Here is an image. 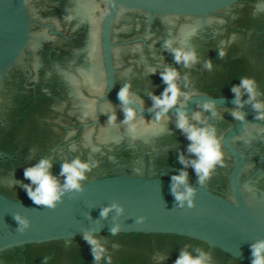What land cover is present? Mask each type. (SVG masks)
Here are the masks:
<instances>
[{
    "label": "water",
    "instance_id": "1",
    "mask_svg": "<svg viewBox=\"0 0 264 264\" xmlns=\"http://www.w3.org/2000/svg\"><path fill=\"white\" fill-rule=\"evenodd\" d=\"M237 1L0 0V145L7 144L9 149L18 155L13 162L0 164V187L14 195L24 190L18 184L13 185V173L15 180L30 183L24 178V168L35 164L41 156H48L49 152L55 159L52 171L57 175L60 172V163L64 159L79 156L82 159L99 162L98 166L89 173V179L84 182L85 190L82 193L66 195L63 202L55 209L35 205L27 195L16 198L5 191H0V264H14L7 249L28 243L68 239L82 235L88 230H94L95 234L111 233L110 229L116 223L122 225L121 232L123 233H168L203 241L210 247H214L211 251L213 264H237L218 250L240 264H251L250 244L256 239L264 238V175L262 170L264 163L254 169L257 162L250 158L249 153L251 152L248 148H244L248 156L246 159L239 148L232 143V139L245 128L247 123L237 122L231 126L222 139L223 147L231 156L233 163L228 175H214L210 180L222 191L214 192L207 187L189 182L197 189L196 204L193 208L181 209L177 208V202L171 193L170 178L163 175H152L158 173V170L164 172L167 169V165L157 162L156 159L160 155L157 151L166 153L167 147L174 144L171 142L174 138L167 136L170 130L164 133L155 129L143 130L140 138L132 139L126 130V125L121 124L117 129L108 124V116L104 114L114 110L120 121L124 119L122 108L111 103L121 105L114 91L113 51L116 42L111 39L113 25L121 14L125 17L126 14L133 17L136 15L162 16L169 22H172V15L199 19L209 17L211 13ZM83 17L87 19L88 27L79 20ZM36 21H52L62 31L71 34H74L77 29H83L85 33H83L81 42L69 52L47 56L43 45L48 39V30L40 28L45 26ZM34 24L39 25V28ZM50 25L51 34L60 32L55 30L52 24ZM131 26L132 24L129 23L127 27ZM192 26L185 24L177 27L179 38L176 37L177 31H169L168 26L160 35L154 31L153 27L144 24V34H148L150 38L148 43L154 46L153 56L158 57V54H161V57L167 58L170 54L173 57L163 47L164 39L171 34L176 37L178 43H182L186 38L185 33L192 31L189 30ZM217 26L219 28L221 25L214 24L213 29ZM247 26L256 27V22L247 24ZM133 27L136 25L133 24ZM199 29H202L201 26L198 31ZM115 33L113 38L118 40L119 37H116ZM193 43L196 41L192 38L191 44ZM227 43H236L241 47L244 42L241 37L235 39L228 37ZM118 47L116 46L117 49L114 51V61L117 75L123 76L125 74L122 70L126 67L121 69V65L126 60L135 59L136 54L130 52L133 46ZM159 47H161V52ZM29 50L32 53L31 61L35 75L46 77L50 83L57 81V86L63 95L65 88L61 82L63 79L61 75L64 76L70 97V112L75 115V118L71 119L63 112L65 110L60 111L56 108L60 105L66 107L64 96L59 90L58 93H52L54 99L48 102L44 121L24 124L17 121L12 114L7 101L8 88L5 82L10 74L8 69L15 62H21L25 52L30 56ZM76 50L80 53L82 50L84 59L74 52ZM85 54L89 55L88 60ZM101 58L105 73V92L98 101L97 110V106L93 105L97 98L87 97L82 88L93 93L102 91L104 79L100 67ZM140 59L145 58L140 56ZM71 65L74 72L77 68L82 75V85L77 75L70 71L71 69L69 70ZM28 70L31 74L29 67ZM207 99H216L218 106L237 107L233 103L234 97L213 98L207 95H197L188 103V113H193L199 103ZM101 101L111 102H102V107H100L102 110H100ZM134 106L139 108V105ZM150 107L144 106L143 117L145 119L154 118V113L148 111ZM243 109L247 114V121L253 120L251 105H245ZM169 117L166 123L176 124V109L169 113ZM76 118L79 119L76 120ZM146 120L152 121L153 119ZM78 121L81 122V127L68 128L64 131L63 127L75 125ZM207 122L211 123V120ZM41 124H46L44 131L40 127ZM132 144H137V146ZM113 146L114 148L133 146L138 153L132 157H125L124 155H111L102 150L104 147L112 149ZM30 149H35V152L30 153ZM4 156L5 154L0 151V157ZM135 168H139L141 172L138 174L133 170ZM108 173L111 174L105 175ZM113 203L123 205L126 209L125 214L118 215L113 211L107 218L101 217V209ZM17 212L26 216L30 221V226L23 231L18 230V222L14 218ZM138 217L144 218L142 223L135 222ZM106 240L114 245L125 246L130 250L127 256H135L136 249L145 251L148 256L147 264L149 259H153L154 250L159 248L156 244H149L144 238H130L122 242L117 237H107ZM155 241L162 245L161 249H158L161 251L172 246L171 240L158 238ZM133 264H138V259H135Z\"/></svg>",
    "mask_w": 264,
    "mask_h": 264
},
{
    "label": "flooded vegetation",
    "instance_id": "2",
    "mask_svg": "<svg viewBox=\"0 0 264 264\" xmlns=\"http://www.w3.org/2000/svg\"><path fill=\"white\" fill-rule=\"evenodd\" d=\"M59 3H61V1H59ZM126 17L124 16V14H121L118 17L119 19L117 20V22L115 21L111 32V39L116 42L115 49H117L116 46H133L130 52H135L136 55L134 56L136 58L126 60V62L121 65V69L126 67L124 70H122L125 74L123 75L124 77L117 75V69L114 61V49V91L116 93H118L119 89L124 85V83L131 81L133 86V94L143 101L144 106H152L153 101L149 97L147 92L155 91V93L159 95L163 91L166 85L162 82L159 73L164 70L165 66L169 65L179 69L182 76L187 75L189 80L191 81L192 87L197 90L199 95H207L213 98L234 97V95L230 91V88L233 84L239 83V79L242 76L254 77L259 84L260 91L264 92V0H238L234 4H231L227 7L217 10L214 13H211L209 17L205 16L200 17L199 19L197 17L188 19L180 15H172V22H169L162 16L143 17L141 15H136L133 17L132 15L130 16L126 14ZM79 20L88 27V21L85 17L79 18ZM36 22L45 26L40 28H46L48 30V39L45 40V43L43 45L44 53L47 56L60 55L62 53H65L66 51L69 52L76 44L81 42L83 38V33H85L83 29H77L76 31H74V34L62 31L52 21ZM253 22H256V27L249 28L247 24ZM49 23L53 25L55 30H58L60 32L57 34H51L49 31L51 25ZM129 23L132 24L131 27H127ZM233 23H235V25H233ZM133 24H135L136 27H133ZM144 24L148 25V27H153V29H155L154 31L156 33H159L160 35L164 28L168 26L169 31H177L176 37H179L180 35L179 28L177 29V27L185 24H191V26L195 24L190 27L189 30H195L196 37L194 36L193 39L194 41H196V43H193L192 45L197 49L199 53L200 62L196 65H193L191 68H185L182 64H177L174 61L173 57L170 56V54L167 58L161 57V54H158V57H154L152 54L154 46L148 43L150 41V38L148 34H144ZM214 24H219V26H221L219 28L217 26L215 27V29H213ZM236 24H238L239 26ZM34 25L39 28V25ZM200 26L202 28L199 29L201 32L198 31V28ZM114 32H116V37H119L118 40L113 38ZM188 32H186L185 35ZM87 33L89 34L88 30ZM165 34L166 33L164 32V35ZM223 36L224 40H222ZM228 37H231L232 39L241 37L244 43L241 45V47H239V45H237L236 43L228 44ZM222 47L228 49V55L223 58L218 55L217 51L218 48ZM159 48L161 52V47ZM80 51L81 53L77 52V50L74 52L79 55L80 58L84 59L82 50ZM29 52L30 56L27 52H25L22 61L15 62L12 67L8 69L10 74L5 81L8 88L7 101L10 105V110L12 114L16 117L17 121L24 124H33L35 121H44L43 118L45 112L47 111L48 102L49 100L54 99L52 93H58V90L62 92L61 89H59L57 86V81L50 83V81L46 77H38L35 75V71L32 67L31 61L32 53L30 50ZM156 52L158 53L159 50H157ZM140 56H144L145 59H140ZM85 58L86 60H88L89 55L85 54ZM207 59H210L213 62L214 67L211 71L203 67V62ZM28 67L32 71L31 74H29ZM100 67L102 69L104 79V87L102 91L99 93H97L98 91H96V93H93L82 88L83 93L87 97L97 98L96 102L93 104L95 105V107L98 105L99 99L103 96L105 92V73L102 58ZM153 68L156 69L155 73L150 72ZM69 70L74 72L72 70V65L71 67L69 66ZM77 71L78 69L76 68V72L74 73L75 75H77L82 85V75L79 71L77 73ZM61 76L63 78H61V82L65 88L64 95L63 92L61 95L64 96L66 107L60 105L56 106V108H58V110L60 111L65 110L63 112L71 119H73L75 118V115L70 112L71 104L69 100L70 97L65 85L66 81L64 79V76ZM181 83H183V80L181 81ZM102 102L111 101H101L99 103L100 110H102V108H100L102 107ZM111 103L116 104L115 106L122 108V105L120 104L114 102ZM219 107L221 108L222 118L213 119L211 118V116H207L210 115V113L207 112H204L203 116L207 121L211 120V123L215 124L218 129L219 136L222 140L226 132L231 128V126L235 125L237 122H239V120L235 119L231 115V111L236 107ZM242 110L244 111V109ZM197 111L203 110L198 107L194 110V112ZM252 116L253 120L249 121V123L251 124H247L245 128L232 139V143L239 148V150L245 155L246 159H248V156L246 155L244 148H248V151L251 152L249 153L250 158L255 159V162H257L254 168L256 169L262 163H264V121L255 120L256 113L254 110ZM78 119L76 118V120ZM80 124L81 122L78 121V123H76L75 125H66L63 128L64 131H66L68 128L79 126L81 127ZM40 127L44 131L46 124H41ZM167 128L170 130L167 136H169L170 138H174V140L171 141L174 142V144H171L172 147H167L166 153L157 151L160 155L156 159L157 162L167 165V169H165L164 172L158 170V173L152 175H163L165 177L170 178L171 175L176 174L180 168L184 167L180 164L178 160V155L181 152H183L186 156H190L191 154L187 153V146L190 141H188L185 137V134L176 127V124H167ZM249 139L251 140V143H246L245 141ZM132 145L137 146V144ZM133 146L131 148H114L113 146L112 149L104 147V149L102 150L105 153H110L111 155L117 154L121 156L124 155L125 157H132L137 155L138 153L137 149ZM223 149L225 152L226 163L223 167H218L214 175H228V171L233 163L231 156L228 154L224 147ZM0 151L5 154L4 157H0V164L2 162L9 164L10 162L16 160L18 157V155L12 152L9 149L8 145L5 143L0 145ZM157 152H155V154ZM50 154L51 152H49V155ZM153 154L154 153H152V155ZM151 159L153 160L152 157ZM262 170L264 175V164ZM187 171L189 172V182L198 184L194 170L189 167ZM109 174L111 173L105 175ZM207 188L214 192L222 191L217 184L212 183L210 181L208 182ZM0 191H5L9 193L7 190L1 187ZM9 195L18 198L27 194L25 190H21L15 195L11 193H9ZM96 235L105 239L107 247L110 250H113L112 255L114 258V264H133L135 259H138V264H147L146 260L148 256L146 255L145 251L140 249L135 250L136 257L127 256L129 255L130 250H128L127 248H125V246L121 244H118L119 247L115 249L116 245L111 243V241H107V237H117L122 242L130 238H144L146 241L149 242V244H156L159 248H156V250H154L155 253L153 254V259H149L148 264H173L175 259L178 257L181 249L184 247L183 244H191L193 245V247L199 246L209 252L214 250V247H210L203 241L186 236L168 233L121 232L118 236H112L111 233H99ZM82 236L83 234L68 239L28 243L25 245L7 249L6 251L10 252L14 264H44L45 256L51 257L49 264H95L93 256L91 254L90 246L82 238ZM158 238L162 240H171L172 246H170L169 248L167 247L164 250L162 249V251L158 250L162 247L160 242L155 241V239ZM66 241H71V243H66ZM189 250L192 251L193 249L190 248ZM215 250L218 249L215 248ZM218 251L228 257L233 262L240 264L238 261L229 257L227 254L221 252L220 250ZM164 254H166L165 258L160 260L161 256Z\"/></svg>",
    "mask_w": 264,
    "mask_h": 264
},
{
    "label": "clouds",
    "instance_id": "3",
    "mask_svg": "<svg viewBox=\"0 0 264 264\" xmlns=\"http://www.w3.org/2000/svg\"><path fill=\"white\" fill-rule=\"evenodd\" d=\"M195 34V30L188 32L182 43H178L176 37L171 34L163 41V47L173 55L174 61L185 68H191L200 62L199 53L191 44V39ZM217 51L221 58L228 55L227 48H218ZM203 67L211 71L214 65L210 59H207L203 62ZM155 71L156 69L153 68L150 72L155 73ZM159 75L166 87L159 95L155 91L147 92L153 101L148 109L154 113L152 121L143 117V101L133 94L131 81L124 83L117 93L124 119L120 121L114 110L104 114L108 116V124L117 129L121 124L126 125V130L132 139H138L143 130L155 129L160 133L169 131L166 121L170 118L169 113L176 109V127L190 141L187 153L191 155L186 156L183 152L178 155V160L184 167L171 175L170 190L177 202V208H193L196 204L197 189L189 183L187 169L189 167L193 169L198 184L201 187H207L217 168L223 167L226 163L223 142L218 129L215 124L208 123L203 116V113L207 112L210 113L211 118L220 119L222 118L221 108L216 99H207L198 105L203 111L189 114L188 103L199 93L192 87L188 76H182L179 69L170 65L165 66ZM182 80L183 83H181ZM230 91L234 95L233 103L237 106L231 111L235 119L244 124H251L247 121V114L242 110L245 105H251L256 113L255 120L264 121V92L260 91L259 84L254 77L242 76L239 83L231 86ZM134 105H139V108ZM245 142L251 143V140ZM34 152L35 149H30V153ZM54 163L53 156H41L35 164L24 168V178L30 183L15 180L13 173V185H20L35 205L55 209L63 202L66 195L82 193L85 190L84 182L89 179V173L99 164L96 160L82 159L79 156L64 159L60 163V172L57 175L52 171ZM133 170L138 174L141 172L139 168ZM113 211L118 215H124L126 209L119 203H113L103 207L100 216L107 218ZM14 218L18 222V230L23 231L30 226L29 219L20 212L14 214ZM143 220V217H138L135 222L142 223ZM122 228L120 223L114 224L110 229L111 235L118 236ZM82 238L90 246L95 264H114L113 250L107 247L105 239L98 237L94 230L84 231ZM66 243H71V241H66ZM118 247L119 245H116L115 249ZM190 248L193 250L190 251ZM250 249L251 264H264V238L256 239L250 244ZM165 255H162L160 260L164 259ZM50 259L51 257L45 256L44 264H49ZM173 264H213V256L211 252L202 247L185 244Z\"/></svg>",
    "mask_w": 264,
    "mask_h": 264
}]
</instances>
